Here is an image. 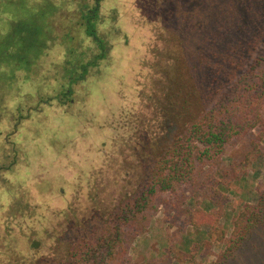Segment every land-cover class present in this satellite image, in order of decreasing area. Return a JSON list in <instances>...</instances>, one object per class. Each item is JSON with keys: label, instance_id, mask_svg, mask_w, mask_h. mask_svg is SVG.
Masks as SVG:
<instances>
[{"label": "trees", "instance_id": "16d2710c", "mask_svg": "<svg viewBox=\"0 0 264 264\" xmlns=\"http://www.w3.org/2000/svg\"><path fill=\"white\" fill-rule=\"evenodd\" d=\"M105 1L28 0L27 17L0 26V77L10 78L0 79V123L13 112L12 89L22 74L55 81L52 94L38 95L39 105L75 103L77 88L100 72L116 39L127 40L117 9L103 11ZM143 2L153 35L139 64V102L118 116L103 163L64 207L35 202L43 193L34 183L36 192L18 197V211L6 209L7 221L0 214V264H129L133 243L160 206L181 210L186 201L194 230L181 238L180 261L225 216L232 230L214 264H264V186L256 203L229 211L227 193L242 175L221 166L228 147L253 132L255 151L264 141V0ZM56 47L59 58L49 62ZM13 120L18 134V114ZM11 134L0 149L14 146ZM14 220L18 235L4 229Z\"/></svg>", "mask_w": 264, "mask_h": 264}, {"label": "rangeland", "instance_id": "374dc122", "mask_svg": "<svg viewBox=\"0 0 264 264\" xmlns=\"http://www.w3.org/2000/svg\"><path fill=\"white\" fill-rule=\"evenodd\" d=\"M27 1L2 0L0 13L5 17L0 19V26L11 28L14 20L27 17ZM138 1L106 0L103 3V11L117 9V25L127 40L124 36L116 39L112 56L103 63L100 72L77 88L75 103L39 105V94H52L56 89L55 81L44 79V73L31 78L22 74L15 82L10 100L13 112L0 123V141L4 142L11 133L12 140L16 141L14 146L2 144L0 149L1 156H8L4 160L0 158L4 167L0 169V214L6 209L13 214L18 208V197L34 191V183H39L43 193L35 196V202L47 208L64 207L73 197L76 185H84L90 172L103 163V143H108L114 135L113 125L121 112L139 102L140 84L144 81L139 64L153 35L152 24H148L152 11L150 4L139 5ZM59 53L61 50L56 47L47 58L49 62L57 60ZM0 79L9 81V74ZM17 114L18 134H14L16 121L13 119ZM20 115L27 118H19ZM257 133L229 146L223 156V169L236 167L242 175L227 193L229 211L236 212L247 202L256 203L259 188L264 186V141H259V151H255L251 143ZM51 188L55 194L45 193ZM181 207L180 210V206H160L148 231L133 243L129 264H214L232 230L227 218L220 216L215 223L217 229H210L211 236L200 248L193 247L190 253H185L183 259L186 260L180 261L181 238L187 231L194 230L191 216L187 215L192 205L186 201ZM212 211L218 214V206ZM11 214L5 213L3 219L7 221ZM51 219L45 217L46 221ZM47 226L51 227L49 223ZM4 229L16 230L18 235V220Z\"/></svg>", "mask_w": 264, "mask_h": 264}]
</instances>
